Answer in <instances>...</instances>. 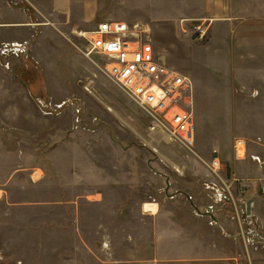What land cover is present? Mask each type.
<instances>
[{"label": "rangeland", "instance_id": "rangeland-1", "mask_svg": "<svg viewBox=\"0 0 264 264\" xmlns=\"http://www.w3.org/2000/svg\"><path fill=\"white\" fill-rule=\"evenodd\" d=\"M3 1L28 9L41 26L19 29L27 52L9 57V69L0 64V264H115L129 242L146 235V203L188 195L219 208L207 186L213 183L221 190L238 183L241 209V196L264 195V165L250 154L236 160L233 149L243 138L264 159V122L256 118L264 107L232 75L227 53L219 58L209 1L98 0L97 18L80 27L63 8L39 22L40 5L51 0ZM154 4L161 7L152 22ZM104 20L144 25L169 65L191 77L194 146L158 137V152L145 145L152 118L108 76L104 57L84 53L78 35ZM214 149L222 172L210 167ZM243 246L241 264H264L263 243Z\"/></svg>", "mask_w": 264, "mask_h": 264}, {"label": "crops", "instance_id": "crops-1", "mask_svg": "<svg viewBox=\"0 0 264 264\" xmlns=\"http://www.w3.org/2000/svg\"><path fill=\"white\" fill-rule=\"evenodd\" d=\"M207 1L210 2L208 9L206 8L209 17H216L218 20L219 58L227 53V62L232 61V75L246 91L253 94L254 106L264 107V0ZM33 7L31 4L30 8ZM155 7V4L153 8L151 7L153 16L149 17L152 22L157 20L155 11L161 6L158 5L157 9ZM57 8H63L68 15L75 17L76 25L80 27L82 23L86 24L97 18L98 0H51V4L42 3L39 9L37 7L41 14H37L36 19L44 22L42 17L57 12ZM137 9L139 13L144 12L141 11L143 9L140 5H137ZM27 10L0 0V45L22 42L17 35L19 29L29 33L33 27L39 29L37 26L41 24H36L37 21L32 18V14L25 15ZM7 34L13 35L12 38H6ZM7 61L0 56V64L5 69H9L4 64ZM219 64L224 69L223 73L226 72L224 62ZM2 70L0 67V71ZM256 118L264 122V116L260 113ZM233 149L235 159L241 160L236 157L235 143ZM216 150L220 153L219 149ZM246 150V158L249 154L251 158L258 157L259 160H254L264 165L261 156L249 153L247 141ZM238 185L237 183V188ZM236 187L231 190L230 200L211 212L208 210L205 212L206 200L202 201L198 197L188 195L185 198L179 195L174 198L168 197L159 203H146L153 206L151 207L153 211H146L144 204L143 211L147 214L143 219L150 227L144 237L127 244L121 258L116 260L115 264H241L238 252L244 247L243 233L246 224L239 211L240 197L234 193ZM2 196L0 195V200L5 198ZM241 199L250 203L253 227L257 226L255 222L257 219L264 228V195L241 196ZM155 205L157 209L154 208ZM195 208L205 212V215L195 213Z\"/></svg>", "mask_w": 264, "mask_h": 264}, {"label": "built area", "instance_id": "built-area-1", "mask_svg": "<svg viewBox=\"0 0 264 264\" xmlns=\"http://www.w3.org/2000/svg\"><path fill=\"white\" fill-rule=\"evenodd\" d=\"M12 3V2H11ZM18 1L16 2V4ZM19 4V3H18ZM199 38H203L206 31L203 25L196 27ZM78 35L86 39L84 53L87 56L98 54L105 58V69L108 76L119 84L136 103L150 116L148 133L150 141L145 139V145L158 152L154 146L156 138L167 143L181 141L187 146H194L196 142V122L194 116V84L190 76L170 66L165 55L157 51L152 44L148 31L144 25L130 24L121 20H104L89 31H80ZM26 42L2 43L0 56L20 57L26 53ZM9 65L7 62L6 66ZM237 159L247 156L246 141L237 139L235 142ZM259 160L258 157H253ZM210 167L216 173L225 169L218 150H213ZM180 171L178 167H174ZM215 193L218 205H225L230 200L231 186L225 189L216 184L207 185ZM264 192V189H263ZM243 207H239L242 220L246 224L244 239L248 244L261 242L264 244L260 229L253 227V217L248 211L246 200ZM216 209L215 204L207 207L206 211ZM198 215L205 212L195 208Z\"/></svg>", "mask_w": 264, "mask_h": 264}, {"label": "bare ground", "instance_id": "bare-ground-1", "mask_svg": "<svg viewBox=\"0 0 264 264\" xmlns=\"http://www.w3.org/2000/svg\"><path fill=\"white\" fill-rule=\"evenodd\" d=\"M145 207H146V211H148V210L153 211V209L151 208V207H153L152 205L146 204Z\"/></svg>", "mask_w": 264, "mask_h": 264}, {"label": "water", "instance_id": "water-1", "mask_svg": "<svg viewBox=\"0 0 264 264\" xmlns=\"http://www.w3.org/2000/svg\"><path fill=\"white\" fill-rule=\"evenodd\" d=\"M248 211H250V203H248Z\"/></svg>", "mask_w": 264, "mask_h": 264}]
</instances>
